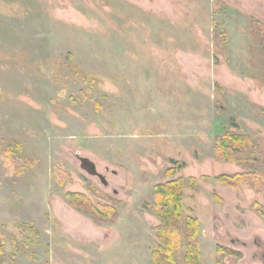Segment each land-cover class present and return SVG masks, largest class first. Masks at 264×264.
<instances>
[{
    "label": "rangeland",
    "instance_id": "374dc122",
    "mask_svg": "<svg viewBox=\"0 0 264 264\" xmlns=\"http://www.w3.org/2000/svg\"><path fill=\"white\" fill-rule=\"evenodd\" d=\"M227 133L264 140V0H0V264H153L155 187L191 177L200 264H263L264 188L217 181L253 168L215 158Z\"/></svg>",
    "mask_w": 264,
    "mask_h": 264
},
{
    "label": "trees",
    "instance_id": "16d2710c",
    "mask_svg": "<svg viewBox=\"0 0 264 264\" xmlns=\"http://www.w3.org/2000/svg\"><path fill=\"white\" fill-rule=\"evenodd\" d=\"M214 155L223 163L236 162L250 164L253 167L244 173L220 175L217 177L218 182L235 190H240L245 185L264 188V140L255 141L248 135L232 133L219 135L215 138ZM184 167L183 162H174L173 167L166 171V176L172 179ZM10 170L13 171V166ZM197 185L198 180L191 177L188 180L172 179L155 187L153 212L161 220V224L154 229L158 245L153 251V264H178L176 254L181 247L184 227L186 244L184 261L187 264H200L199 221L193 217L184 218L182 208L185 187L195 189ZM66 196L73 206L89 213L96 220H111L115 217L116 209L103 206L99 210L83 194L67 193Z\"/></svg>",
    "mask_w": 264,
    "mask_h": 264
},
{
    "label": "water",
    "instance_id": "95a60500",
    "mask_svg": "<svg viewBox=\"0 0 264 264\" xmlns=\"http://www.w3.org/2000/svg\"><path fill=\"white\" fill-rule=\"evenodd\" d=\"M81 167L85 170L89 175L99 177L104 184H106L105 178L97 171L96 164L88 158H80ZM264 264V257H263Z\"/></svg>",
    "mask_w": 264,
    "mask_h": 264
}]
</instances>
